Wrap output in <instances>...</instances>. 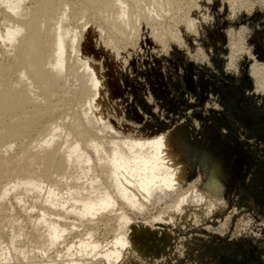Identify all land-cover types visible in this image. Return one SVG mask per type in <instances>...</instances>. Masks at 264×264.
<instances>
[{
  "label": "bare ground",
  "instance_id": "6f19581e",
  "mask_svg": "<svg viewBox=\"0 0 264 264\" xmlns=\"http://www.w3.org/2000/svg\"><path fill=\"white\" fill-rule=\"evenodd\" d=\"M177 5L0 0V264H78L88 256L137 264L126 249L158 255L150 222L129 223L127 211L135 216L147 202L175 196L165 214L151 217L153 225L175 224L189 199L179 193L182 165L166 135L135 137L105 122L100 68L77 42L105 33L123 62L133 38L155 44L152 22ZM254 71L264 75V66ZM100 227L113 238L99 254Z\"/></svg>",
  "mask_w": 264,
  "mask_h": 264
},
{
  "label": "rangeland",
  "instance_id": "374dc122",
  "mask_svg": "<svg viewBox=\"0 0 264 264\" xmlns=\"http://www.w3.org/2000/svg\"><path fill=\"white\" fill-rule=\"evenodd\" d=\"M179 4L152 22L155 44L133 38L123 62L105 33L77 42L100 68L105 122L135 137L166 135L182 165L179 193L189 199L175 224H152L175 196L149 201L135 216L127 211L129 223L150 222L158 255L123 254L137 264H264V75L254 71L264 66V0ZM95 232L100 254L113 236ZM91 258L78 264H107Z\"/></svg>",
  "mask_w": 264,
  "mask_h": 264
}]
</instances>
